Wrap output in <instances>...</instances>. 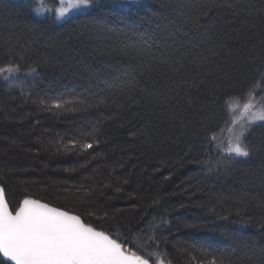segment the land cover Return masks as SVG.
Here are the masks:
<instances>
[{
    "label": "trees",
    "instance_id": "trees-1",
    "mask_svg": "<svg viewBox=\"0 0 264 264\" xmlns=\"http://www.w3.org/2000/svg\"><path fill=\"white\" fill-rule=\"evenodd\" d=\"M56 23L0 0V186L78 215L150 264H264V0H91ZM0 264H8L0 256Z\"/></svg>",
    "mask_w": 264,
    "mask_h": 264
},
{
    "label": "water",
    "instance_id": "water-1",
    "mask_svg": "<svg viewBox=\"0 0 264 264\" xmlns=\"http://www.w3.org/2000/svg\"><path fill=\"white\" fill-rule=\"evenodd\" d=\"M0 256L8 264H150L76 214L34 198L13 212L0 186Z\"/></svg>",
    "mask_w": 264,
    "mask_h": 264
},
{
    "label": "rangeland",
    "instance_id": "rangeland-1",
    "mask_svg": "<svg viewBox=\"0 0 264 264\" xmlns=\"http://www.w3.org/2000/svg\"><path fill=\"white\" fill-rule=\"evenodd\" d=\"M33 3V11L38 17L50 16L56 23L87 11L92 6L91 0H29ZM111 4L129 6L143 0H109ZM33 73H23L15 68H5L0 71V79L10 88L25 83L33 78ZM17 83V84H16ZM229 122L219 140L228 153L244 155L241 144L246 128L255 122L264 120V103L259 104L252 98L244 102L231 100L228 103ZM123 247V246H122ZM126 251L127 248L123 247ZM129 252V251H128Z\"/></svg>",
    "mask_w": 264,
    "mask_h": 264
}]
</instances>
